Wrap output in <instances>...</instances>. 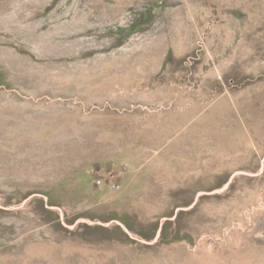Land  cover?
I'll use <instances>...</instances> for the list:
<instances>
[{
	"label": "rangeland",
	"instance_id": "1",
	"mask_svg": "<svg viewBox=\"0 0 264 264\" xmlns=\"http://www.w3.org/2000/svg\"><path fill=\"white\" fill-rule=\"evenodd\" d=\"M0 264H264V0H0Z\"/></svg>",
	"mask_w": 264,
	"mask_h": 264
}]
</instances>
